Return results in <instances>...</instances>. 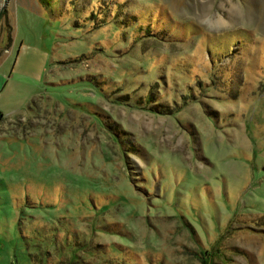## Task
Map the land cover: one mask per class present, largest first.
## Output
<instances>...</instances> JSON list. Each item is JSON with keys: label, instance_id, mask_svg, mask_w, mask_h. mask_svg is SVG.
I'll return each mask as SVG.
<instances>
[{"label": "rangeland", "instance_id": "1", "mask_svg": "<svg viewBox=\"0 0 264 264\" xmlns=\"http://www.w3.org/2000/svg\"><path fill=\"white\" fill-rule=\"evenodd\" d=\"M0 112V264H264V0H8Z\"/></svg>", "mask_w": 264, "mask_h": 264}, {"label": "water", "instance_id": "2", "mask_svg": "<svg viewBox=\"0 0 264 264\" xmlns=\"http://www.w3.org/2000/svg\"><path fill=\"white\" fill-rule=\"evenodd\" d=\"M7 1L8 0H5L3 7L0 9V17L2 16V13H3L4 9H5V6L7 4Z\"/></svg>", "mask_w": 264, "mask_h": 264}, {"label": "trees", "instance_id": "3", "mask_svg": "<svg viewBox=\"0 0 264 264\" xmlns=\"http://www.w3.org/2000/svg\"><path fill=\"white\" fill-rule=\"evenodd\" d=\"M3 115H2V113L0 112V117H2ZM204 254H205V252H204ZM205 256H203V258H204Z\"/></svg>", "mask_w": 264, "mask_h": 264}, {"label": "bare ground", "instance_id": "4", "mask_svg": "<svg viewBox=\"0 0 264 264\" xmlns=\"http://www.w3.org/2000/svg\"><path fill=\"white\" fill-rule=\"evenodd\" d=\"M232 10V9H231ZM232 13V12H231ZM221 22V21H220ZM218 23H219V21H218Z\"/></svg>", "mask_w": 264, "mask_h": 264}]
</instances>
